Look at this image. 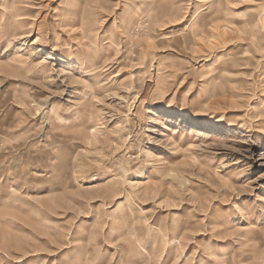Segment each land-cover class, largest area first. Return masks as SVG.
Returning a JSON list of instances; mask_svg holds the SVG:
<instances>
[{
	"label": "rangeland",
	"instance_id": "1",
	"mask_svg": "<svg viewBox=\"0 0 264 264\" xmlns=\"http://www.w3.org/2000/svg\"><path fill=\"white\" fill-rule=\"evenodd\" d=\"M0 264H264V0H0Z\"/></svg>",
	"mask_w": 264,
	"mask_h": 264
}]
</instances>
